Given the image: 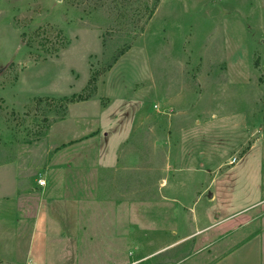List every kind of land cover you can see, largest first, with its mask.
<instances>
[{"label": "rangeland", "instance_id": "obj_1", "mask_svg": "<svg viewBox=\"0 0 264 264\" xmlns=\"http://www.w3.org/2000/svg\"><path fill=\"white\" fill-rule=\"evenodd\" d=\"M153 4L155 0H0V163L37 151L34 141L65 114L68 100L89 98L86 105H71L72 119L64 122L88 128L99 102L106 103L104 119L134 88L150 99L132 139L140 137L136 155L120 160L102 178L79 167L70 177L72 205L94 207L100 200L96 189L102 188L101 204L108 212L102 228L96 225V213L74 214L88 222L78 224L72 236L82 243L59 246L70 258L65 264H111L105 257L112 250L120 253L119 264H264V0H156L147 18ZM170 88H178V101ZM162 92L170 101L161 100ZM133 102L135 98L127 101ZM79 111L85 114L79 116ZM127 115L121 114V121H128ZM181 134L187 138L177 148ZM239 141L242 148L253 146L246 154L235 152ZM76 148L73 155L79 153ZM180 154L190 170L196 162L217 165L191 172L177 160ZM233 155L238 159L229 164L227 157ZM206 172L210 175L203 182ZM182 173L202 180V197L191 208L169 204L175 200L167 193ZM45 181L46 190L50 182ZM133 188L134 212L128 213L127 190ZM210 192L216 198L209 202ZM6 200L0 198V212L9 204ZM34 201L27 202L29 214ZM206 203L215 222L217 213L235 212L210 229L231 227L232 237L225 244L216 242L208 257L203 254L207 246L193 243L188 227L196 220L194 209L204 221ZM12 215L16 222L17 214ZM25 221L31 223V218ZM27 231L22 230V241ZM112 237H119L118 251L109 242Z\"/></svg>", "mask_w": 264, "mask_h": 264}, {"label": "crops", "instance_id": "obj_2", "mask_svg": "<svg viewBox=\"0 0 264 264\" xmlns=\"http://www.w3.org/2000/svg\"><path fill=\"white\" fill-rule=\"evenodd\" d=\"M163 89L164 91L168 90L167 88ZM131 90L130 96L123 97L124 99L118 104V108L108 111L104 119H102V113L105 111L104 105L106 103L101 105L99 102V113L97 116L91 117L93 124L88 125V128L71 126V124L64 125V122L66 123L72 119L68 115L70 106L73 104L86 105L89 98L70 102L65 114L48 125L43 132L42 139L34 141L38 144L37 151L34 150L31 155H17L13 160L10 159L0 163V198L9 201V204L3 206L0 212V264H31L32 262L39 264H65L70 258H68L66 250L61 253L59 246L82 243L81 239H78L79 237L75 239L72 236H76L77 231L75 229H77L78 224L83 225V222H88L87 217H80L79 219V217L75 216L76 212L84 214H88L89 212L96 213L97 216L99 215L96 218V223L99 222V224L96 225L102 228L103 221L105 220L103 214L105 211L108 212L107 208L101 204V198L104 197L103 189H96L95 197L97 199L100 198V200L97 201L99 203L96 202L94 207L91 205H72L70 197L73 195L70 190V177L73 170L79 167V169L94 170L95 174H102V178L104 177V171L116 169L120 160H131L133 159L131 156L134 157L136 155V140L140 139V137L137 135L138 139L136 138L134 142H132V139L136 137L135 132L140 128L141 122L143 123L144 112L142 113V111L149 104L150 99L142 97L143 95H138V91L134 90V88H131ZM170 91L172 92L170 93L172 94L171 98L174 101H178L176 98V95L179 93L178 88H170ZM160 97L161 100L168 98L163 92ZM129 98H135L136 102H133L131 105L128 104ZM154 104L159 107L157 103ZM74 113L76 114V112ZM81 113L85 114V112L79 111V116H82ZM126 113L129 115H127L128 121H125V119L121 121V117L126 115ZM83 116L89 117L87 115ZM61 125L63 128L59 129ZM192 127L199 126L196 124L195 126H191L190 129ZM71 132H74V134L67 137ZM182 134L179 135V146L177 148L182 146L184 140L187 138L185 137L183 140ZM242 144L243 141L237 143L234 148L235 152L242 151L243 154H246L253 146L252 144L242 148ZM75 147L79 149V153L73 155L72 149ZM181 155L177 157V160H180L182 165H186L183 159H181ZM227 158L229 161L230 156ZM145 160H151V158ZM196 163V167L192 166L195 169L190 170L189 164L186 165V169L191 172L200 173V165H217L216 161L210 164L202 162L200 165H196ZM261 164H264V149ZM260 169L264 174V168L260 167ZM205 174L207 175L206 181L203 182H207L210 175L208 172ZM39 177L47 179L50 182L46 190V181L44 185L37 183ZM177 177L179 178L172 188L173 190L167 193L168 198L175 200V202H169V204L171 206H175L176 204L179 208L184 206L191 208L197 199L202 197L198 193L201 190L202 180H200V176H195L194 174L182 173L177 175ZM212 179L213 177L209 179V183ZM204 187L207 191L209 184L207 183ZM40 192H43L42 196H39ZM210 193L212 194L211 197L209 196ZM210 193L207 196L209 202L216 198L215 192ZM135 196V188L127 190L128 205L125 207L128 213H130V210L134 212ZM30 199L37 200L34 201L35 206L33 205L30 209L31 214H29L27 206V202ZM206 205L207 203L203 211L204 221L202 222L199 213L194 209L196 220L188 223V227L192 229L193 243H204L203 245L207 246L205 251H203L204 257L211 255L212 246L214 247L216 242L223 240L220 243L225 244L229 237H232L228 230L231 227L228 226L227 231H209L213 227L219 228L220 225L226 223L227 219L235 213L232 211L221 217L220 213H217L214 217H218V220L215 222L211 220V214L205 211ZM111 211L114 215L115 210L112 208ZM14 212L17 214L16 222L14 221L15 216L13 218L12 215ZM20 213L21 219L18 217ZM27 213L30 217L26 216ZM133 214H131L132 219ZM113 215L111 216L112 223L115 219ZM128 217L130 218V214ZM27 218H31V223L25 221ZM26 227L28 228L27 240L22 241L24 240L23 238L21 240L22 230ZM98 227L96 228L98 229ZM195 228L198 233L194 232ZM194 233H196V236H193ZM217 239L219 240L216 241ZM167 241L166 244L169 243ZM96 242H99V237H97ZM109 242L117 246L116 249L118 251L119 237L117 239L112 237ZM163 242L161 241V243ZM120 244H125V242L122 241ZM209 245H211V248ZM105 258L110 259L111 264H119L121 259L120 253L113 252V250L110 258ZM96 259L104 260L101 256Z\"/></svg>", "mask_w": 264, "mask_h": 264}, {"label": "built area", "instance_id": "obj_3", "mask_svg": "<svg viewBox=\"0 0 264 264\" xmlns=\"http://www.w3.org/2000/svg\"><path fill=\"white\" fill-rule=\"evenodd\" d=\"M154 107L157 109L158 106H157L156 104H154ZM237 159H238V156L233 155V156H231V157L229 158L228 163H229V164H232V163L236 162ZM37 183H38L39 185H44V184H45V179L42 178V177H39V178L37 179ZM31 264H39V263L32 262Z\"/></svg>", "mask_w": 264, "mask_h": 264}, {"label": "trees", "instance_id": "obj_4", "mask_svg": "<svg viewBox=\"0 0 264 264\" xmlns=\"http://www.w3.org/2000/svg\"><path fill=\"white\" fill-rule=\"evenodd\" d=\"M155 4H156V0H155ZM153 4L152 8L150 9L149 13H148V16L147 18H150V16L153 14L155 8H156V5ZM123 52L121 51L120 54H122ZM85 99H88V97H79V99H71V100H68V102H74V101H79V100H85Z\"/></svg>", "mask_w": 264, "mask_h": 264}, {"label": "water", "instance_id": "obj_5", "mask_svg": "<svg viewBox=\"0 0 264 264\" xmlns=\"http://www.w3.org/2000/svg\"><path fill=\"white\" fill-rule=\"evenodd\" d=\"M209 196H211V194H209Z\"/></svg>", "mask_w": 264, "mask_h": 264}]
</instances>
